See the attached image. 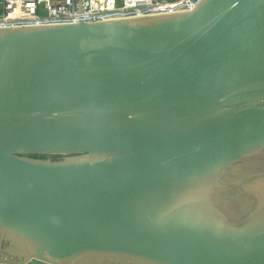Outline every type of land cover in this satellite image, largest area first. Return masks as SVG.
I'll return each mask as SVG.
<instances>
[{"label":"water","instance_id":"water-1","mask_svg":"<svg viewBox=\"0 0 264 264\" xmlns=\"http://www.w3.org/2000/svg\"><path fill=\"white\" fill-rule=\"evenodd\" d=\"M0 264H264V0L0 28Z\"/></svg>","mask_w":264,"mask_h":264},{"label":"built area","instance_id":"built-area-1","mask_svg":"<svg viewBox=\"0 0 264 264\" xmlns=\"http://www.w3.org/2000/svg\"><path fill=\"white\" fill-rule=\"evenodd\" d=\"M199 0H0V28L63 25L192 10Z\"/></svg>","mask_w":264,"mask_h":264},{"label":"trees","instance_id":"trees-1","mask_svg":"<svg viewBox=\"0 0 264 264\" xmlns=\"http://www.w3.org/2000/svg\"><path fill=\"white\" fill-rule=\"evenodd\" d=\"M30 157H32V158H41V159H47V158H49V159H51V160H57L58 158H60L61 156H58V155H48V156H46V155H41V156H30Z\"/></svg>","mask_w":264,"mask_h":264}]
</instances>
